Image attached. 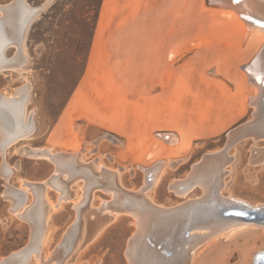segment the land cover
Wrapping results in <instances>:
<instances>
[{
    "label": "rangeland",
    "instance_id": "obj_1",
    "mask_svg": "<svg viewBox=\"0 0 264 264\" xmlns=\"http://www.w3.org/2000/svg\"><path fill=\"white\" fill-rule=\"evenodd\" d=\"M24 1L39 11L23 38L24 65L0 70V96L29 83L23 119L33 113L35 126L7 148L5 158L0 150V260L30 245L37 236L31 221L40 218V253L34 251L25 264H131L129 248L141 264H169L173 257L180 258L175 264H255L264 251V227L258 222L242 221L234 230L209 234L186 254L185 244L177 245L180 239L160 227L154 231L149 226L131 244L138 217L113 212L99 226L103 214L98 211L114 197L106 184L115 183L133 196L146 184L147 169L159 164L158 182L143 193L150 203L174 208L204 198L202 186L182 196L171 185L188 177L206 154L224 149L234 128L256 121L259 86L247 66L259 58L264 68V31L248 23L241 7L230 1ZM13 2L0 0V6ZM17 52L12 45L6 55ZM164 133H172L170 143ZM262 147L264 138L248 136L229 148L232 160L217 182H223L220 197L264 205V162H252ZM36 148L59 154L77 168L79 174L66 184L68 199L56 187H43L57 164L39 157ZM88 175L95 185L82 215L101 229L85 242L78 243L79 235L73 249L58 248L78 218L76 204ZM13 189L31 193L28 203L22 196V205L40 196L45 210L40 208L33 219L30 215L31 221L13 213L15 202L6 196ZM39 215L46 217L45 224ZM204 227L201 233L211 231ZM194 232L200 233L198 228ZM154 237L161 243L172 240L175 252L157 255ZM57 252L60 259L54 258Z\"/></svg>",
    "mask_w": 264,
    "mask_h": 264
},
{
    "label": "bare ground",
    "instance_id": "obj_2",
    "mask_svg": "<svg viewBox=\"0 0 264 264\" xmlns=\"http://www.w3.org/2000/svg\"><path fill=\"white\" fill-rule=\"evenodd\" d=\"M222 1L224 2V4H227L225 1H230L234 4V6L236 4L239 7H241L240 11H243L241 12V16L245 20H247L248 23H251L254 26L258 25L264 31V2H261L259 0H222ZM230 2L228 3V5L229 4L231 5ZM0 11L2 12V14L0 15V70L5 69V68H15L16 69V67H19V66L21 67V65L23 64V61L25 58L24 55L22 54L23 38L26 32V29L28 25L30 24V21L34 18L36 13L39 11V8L28 5L24 0H14L12 4H7L5 7L4 5L0 6ZM233 14L235 16H238L236 12H233ZM247 18L251 19V21L248 20ZM12 45H15L18 47V52L15 56L9 57L6 55V50L8 47L10 48V46ZM247 68L250 74L252 75V78H255V81L259 86V94H258V97L256 98V106H257V111L255 113L256 121L255 122L254 120L250 121V122H254V124L252 125H248L250 122L248 123L246 122L242 126V128H237V127L234 128L231 131L230 136H229L228 142L230 141V144H228L221 151L214 152L211 154L209 153L206 154L203 157V159L197 163V165L193 166L194 169L193 171H191L188 177L182 180H178L171 185L172 190H174L177 194H180L182 196L188 193L193 188L197 186H202V188L204 189V197H207L209 199V203L204 205V209L215 212L212 215V217H210V220L204 221V222H201V221L194 222L195 224L191 225V223H193V219L198 220L197 215L203 214V211L198 210L201 202L203 201L202 198H199L198 200H195V201H191L192 200L191 199L190 200L191 202H186L184 205H180V207H174V208L161 207L160 208L159 206H156L150 203L149 201L150 199L149 200L146 199L147 197L146 195H145L146 197L143 196V193L147 191L148 189H150L153 183L158 182L159 177L157 174L159 170L161 169L160 168L161 164H159V165H155L147 169L148 176H147L146 184L139 192L136 191V193H134L133 196L131 195L132 197L129 196L130 194H128L129 192L127 191H124L125 193H123V189L121 187L118 188L119 186L117 184L115 183L106 184L105 190L111 191L114 197L110 201H104L105 206L102 205V207L99 208L98 214H103V216L99 217L101 221L99 220L100 224L98 222L96 223L97 225L99 224L100 226L101 224L103 225L105 222H107V220H109L108 216L113 212H119V213L123 211L132 212L134 213V215L138 217V221H137L138 230L134 234V237L131 238V244L133 243V240L134 242H137V240L140 237L142 238L141 235H143L144 231L147 228H149V226L156 228L154 229V231H157L158 228L160 227L161 232L163 230H167L170 233L171 238L178 237V239H180V243H177V245H180L182 247V242L183 244H185L184 247L185 246L186 247L183 249V253H186V254H188L189 251L192 254L196 246H198L207 236H209V234L211 235L213 234L214 236L215 232H220V231L222 232L226 228L234 230L236 229V227L237 228L240 227V225L237 226V224H240L239 222H242V221H244V223L245 222H258L264 227V219L255 216L256 213L258 214V211H260V207H261L260 205L255 207L254 205H250L248 203L250 207H247V210H249L250 212L253 211L251 213L252 215H249L248 213H246V214L241 215L240 217H236L232 215H224V214L220 215L217 212V210H220V209L226 210L224 205L235 206L234 202L237 203L236 200L225 198V197L224 198L220 197V191H221V188L223 187L222 186L223 182L221 184L217 183L220 175L224 176L227 172L226 170H223L224 165L228 164L232 160V158L228 156L229 148L241 138H245L248 136H253V138L256 140L260 138H264V106H263L264 105V68L260 65L259 58H257V60H254L252 64H248ZM29 87L30 86L28 83L27 85L21 87L20 89H16V93L12 94L11 96H6V95L3 97L0 96V107L1 108L3 107L8 111L7 115L5 116L0 114V134H1L0 150L4 158L6 155V150L9 146H11L13 143H15L19 139L28 137V135H30L31 132L34 130L35 124H34L33 113H31V115L29 116V120L23 119L25 107L29 99V90H30ZM261 107L263 109H261ZM260 115L262 116V119H260ZM8 122L12 123V125L16 124L15 127H17V129L10 130V128H13V126L9 127ZM236 132L237 134L239 132L240 135L239 134L238 136L237 134L235 135ZM172 136H173L172 133H164L163 135L165 141L168 143L172 141L171 139ZM33 152L39 155V157H45V158L52 159L57 164L56 173L52 177H50V179L46 180V182L42 183L43 187L47 186V184L51 185L50 187L52 186L56 187L58 188L57 190H59V192L61 193V198L65 197L68 199L70 192L66 184H69L70 181H72L73 178H75L79 174L77 168H74L73 163L71 165V161H68V163L64 162L61 155L56 154V153H51L48 149L40 150L36 148V149H33ZM4 160H3L2 168H3L4 175H7L8 165ZM252 162L255 164L264 162V147L259 148L257 152L253 154ZM88 173L89 172H87V174ZM89 176L90 175H88V177L87 176L83 177V178H86V183L84 185V194L82 198L80 199V201L76 204L78 208V218L70 226L69 231L66 232V235L64 236L62 244H60L58 248L63 249L64 247L68 246V248L73 249L74 245L76 244L75 242L78 239L79 235L81 237L78 240V243L80 240H83L85 242L91 236H94V234L98 233V231L101 229V227L99 229L96 228L95 226L96 221L94 219L90 218L88 221H86L84 220V217L82 215L83 214L82 212H84L83 207L88 203L90 199L91 192L93 190L92 186L95 185L94 183L95 181L93 180V178ZM29 186L30 185H28L27 187ZM29 188H31L37 194L36 190H34V186L32 188V185H31ZM40 195L42 198L43 195L42 194ZM6 196L12 197L13 201L15 202L13 209H12L13 213L15 212L19 216L26 218L30 221H31V219H29L30 215H31V218L33 219V216H35V213L40 212V210L42 209L40 206H42L43 204L41 205L39 204V201L42 202V199H39L40 196L38 197L37 195H36V199L33 204H27V205L20 204L19 202L23 198L22 197L23 192L21 191V189H17V190L13 189L11 191L6 190ZM43 201H44V198H43ZM220 203H222L223 205L222 208H220V205H219ZM127 204L131 205L133 209H130V210L125 209L124 206ZM254 209L257 211H255ZM42 210H45V209H42ZM95 212H96L95 214H97V209H95ZM104 212H106L107 214H105ZM188 212H190V216L193 218L189 217ZM42 214H45V213H42ZM44 218L46 219V217ZM39 219L40 218H38V221ZM38 221L36 220L31 221V222H34L33 232L34 233L36 232L37 236L36 238L31 240V243H29L30 245L26 246L24 249H21L15 252L9 258L0 260V264H10L12 262H14V264H25L26 262L30 260V257L34 253V251H37L39 255L40 249L37 250V248H39L40 246L38 247L37 244L38 242L39 243L43 242L41 241L43 237L42 235L43 233L41 232L42 222L40 221L41 223H39ZM43 223H44V220H43ZM209 224L213 226L211 227ZM249 224L251 225V223ZM207 225L210 227L211 231L209 230L207 231L206 229V232L201 233L202 228L205 229L204 226H207ZM215 226H218V227H215ZM197 228L199 229V232H200L199 234L194 232V229H197ZM172 229L178 230L179 233H176L177 231L172 232L171 231ZM187 230H188V233H187ZM154 240H156V242H154ZM154 240H153V243H154L153 246L155 247V249L153 252H155L157 255L158 253H160L159 254L160 256L161 254H163L162 256H165L167 254L166 256L169 257L170 254L172 255L175 252L173 248L176 245L173 244L174 247L172 248L171 246L172 240L167 241L165 239L166 243L162 242L163 249H159L158 247V244L161 243L162 239L154 237ZM168 245L171 247L167 248ZM180 248L178 247V249ZM134 251L133 249H131L130 251V248L128 251V255L131 259L130 260L131 264H141L139 261H136V259L135 260L133 259L132 257L133 255L131 254ZM55 255L56 257L54 256V258H58L57 256L58 252L55 253ZM179 259L177 257V259L175 260V257H173V261H170L169 264H175L178 262ZM60 261L61 260H58L57 261L58 263L56 264H60ZM258 263L264 264V251H262L261 255H259V258H257V261L255 264H258Z\"/></svg>",
    "mask_w": 264,
    "mask_h": 264
},
{
    "label": "water",
    "instance_id": "obj_3",
    "mask_svg": "<svg viewBox=\"0 0 264 264\" xmlns=\"http://www.w3.org/2000/svg\"><path fill=\"white\" fill-rule=\"evenodd\" d=\"M6 5H4V7H5ZM264 106V105H263ZM261 109H263L262 107H261ZM7 110L5 109V108H1L0 107V114L1 115H3V116H5V115H7ZM261 112V111H260ZM261 114V113H260ZM8 115H9V113H8ZM260 119H262V116L260 115ZM10 121V120H9ZM255 122V121H254ZM254 122H250L248 125H252V124H254ZM16 125V124H15ZM15 125H12V123H9L8 122V126L10 127H12L13 126V128H10V130H16L17 129V127H15ZM244 125V124H243ZM243 125H241L240 127H237V128H242V126ZM12 132V131H11ZM237 134V132L235 133V135ZM238 134H239V132H238ZM238 134H237V136H238ZM240 135V134H239ZM228 144H230V141L229 142H227V145ZM202 202H201V204H200V207H199V209L198 210H200V211H203V214H201V215H197V218H198V220H194L193 219V223H191V225H193V224H195L194 222H199V221H201V222H204V221H209L210 220V217H212V215L215 213L214 211H210V210H206V209H204V205H206V204H208L209 203V199L207 198V197H204V198H202ZM238 201H240V200H238ZM237 201V203L236 202H234V205L235 206H227V205H224V207L226 208V210H222V209H220V210H217V212L220 214V215H232V216H236V217H240L241 215H243V214H246V213H248L249 215H252L251 213L253 212V211H249V210H247V207H250L249 205H248V203H246L245 201H243V202H238ZM221 202V201H220ZM211 203V202H210ZM220 205V208H222L223 207V205H222V203H220L219 204ZM124 208L125 209H127V210H130V209H133L132 208V206L131 205H129V204H127V205H125L124 206ZM224 209V208H223ZM259 209V208H258ZM179 210H180V208H179ZM255 210V209H254ZM255 211H257V210H255ZM261 211V212H260ZM260 211H258V214L256 213V215L255 216H257V217H260V218H262V219H264V205H262L261 207H260ZM205 212V213H204ZM188 214H189V217L190 218H193V217H191L190 216V212H188ZM248 215V216H249ZM187 233H188V230H187ZM186 233V234H187ZM162 246H163V243H159L158 244V247H159V249H162ZM171 253V252H170ZM258 264H260V263H258Z\"/></svg>",
    "mask_w": 264,
    "mask_h": 264
},
{
    "label": "crops",
    "instance_id": "obj_4",
    "mask_svg": "<svg viewBox=\"0 0 264 264\" xmlns=\"http://www.w3.org/2000/svg\"><path fill=\"white\" fill-rule=\"evenodd\" d=\"M21 191L23 192V193H26V194H23V195H26V198H27V203L28 202H30L31 201V197H32V195H31V193L29 192V191H25V190H22L21 189ZM47 193H48V191H47ZM10 205H11V203H10ZM2 219H0V221H1ZM30 224V223H29ZM30 233V232H29Z\"/></svg>",
    "mask_w": 264,
    "mask_h": 264
}]
</instances>
